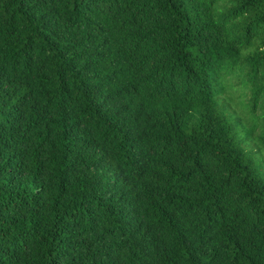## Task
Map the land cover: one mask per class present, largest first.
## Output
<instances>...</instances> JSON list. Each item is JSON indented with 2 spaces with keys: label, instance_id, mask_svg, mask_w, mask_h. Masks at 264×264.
I'll list each match as a JSON object with an SVG mask.
<instances>
[{
  "label": "trees",
  "instance_id": "1",
  "mask_svg": "<svg viewBox=\"0 0 264 264\" xmlns=\"http://www.w3.org/2000/svg\"><path fill=\"white\" fill-rule=\"evenodd\" d=\"M0 264H264V0H0Z\"/></svg>",
  "mask_w": 264,
  "mask_h": 264
},
{
  "label": "rangeland",
  "instance_id": "2",
  "mask_svg": "<svg viewBox=\"0 0 264 264\" xmlns=\"http://www.w3.org/2000/svg\"><path fill=\"white\" fill-rule=\"evenodd\" d=\"M237 93H238V97H239V101H240L239 105H240L241 107H242L244 104H248V103H249V98H247V96H245L243 92L240 93V91H239V92H237ZM240 96H241V97H240ZM217 103H218L219 107H220L221 109H223L224 111H226L227 113H229L230 111H232L233 106H234L233 103H230L228 100H224V99H222L221 97H219V98L217 99Z\"/></svg>",
  "mask_w": 264,
  "mask_h": 264
}]
</instances>
